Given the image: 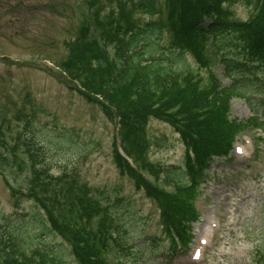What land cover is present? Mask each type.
<instances>
[{
    "label": "trees",
    "instance_id": "trees-1",
    "mask_svg": "<svg viewBox=\"0 0 264 264\" xmlns=\"http://www.w3.org/2000/svg\"><path fill=\"white\" fill-rule=\"evenodd\" d=\"M226 2L165 0L166 16L161 19L154 17L160 14L155 0H133L146 19L136 22L122 12L93 20L92 33L84 28L68 44L59 65L80 96L118 117L123 151L136 168L113 149L116 167L157 203L170 253L188 240L187 224L195 218L192 202L206 170L214 158L227 154L238 131L240 123L228 118L231 98L245 99L253 113L245 124L264 130V97H257L264 90V0H256L255 11L246 20L232 17L223 6ZM164 28L171 37L161 43ZM212 53L226 84L214 73L200 84L198 71L185 59L189 54L197 69L208 67ZM150 118L168 123L182 138L183 168L153 164L145 156ZM49 132L53 129L36 127L25 145L31 177L25 187L28 194L14 190L16 197L45 193L21 222L0 217V238L6 245L0 264H125L120 255L127 254L129 240L118 210H126L128 202L119 198L121 189L79 183L77 172L61 178L48 173L49 147L42 137ZM62 137L70 143V136ZM35 159H40V167ZM51 180L55 186L46 193ZM161 183L173 189L168 191ZM54 235L68 247L54 243ZM19 240L38 247L28 254ZM256 254L264 264V247Z\"/></svg>",
    "mask_w": 264,
    "mask_h": 264
},
{
    "label": "rangeland",
    "instance_id": "rangeland-1",
    "mask_svg": "<svg viewBox=\"0 0 264 264\" xmlns=\"http://www.w3.org/2000/svg\"><path fill=\"white\" fill-rule=\"evenodd\" d=\"M155 1L160 14L154 17L165 19V0ZM223 6L232 17L246 20L256 0H229ZM122 12L136 22L148 17L135 9L133 0H0V217L21 222L42 201L43 190L22 198L14 190L25 188L31 177L25 145L31 130L43 126L53 129L42 137L49 147L48 173L61 178L77 172L79 183L121 189L119 198L128 202L126 210H118L129 240L127 254L120 255L125 264H263L256 250L264 247V130L245 124L251 110L243 98H233L229 108V118L240 123L235 147L241 152L233 148L212 162L197 203L199 218L191 224L195 240L170 257L157 203L116 167V120L80 96L56 66L85 24ZM170 37L167 28L160 32L161 43ZM209 57L208 67L198 69L191 55L185 59L198 71L200 84L207 82L209 73L225 82L215 54ZM257 97H264V90ZM62 135L70 136V143L65 144ZM250 137L258 143L254 153ZM145 142V156L153 164L184 167L183 140L166 122L150 118ZM35 162L41 166L40 159ZM53 182L45 186L46 193H51ZM198 236L207 244L197 259L192 253ZM3 241L0 238V252L5 255ZM20 243L28 254L38 247L28 240ZM54 243L67 246L59 235H54Z\"/></svg>",
    "mask_w": 264,
    "mask_h": 264
},
{
    "label": "bare ground",
    "instance_id": "bare-ground-1",
    "mask_svg": "<svg viewBox=\"0 0 264 264\" xmlns=\"http://www.w3.org/2000/svg\"><path fill=\"white\" fill-rule=\"evenodd\" d=\"M204 240V238L202 239V238H199V241L198 242H202Z\"/></svg>",
    "mask_w": 264,
    "mask_h": 264
}]
</instances>
